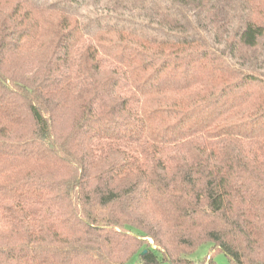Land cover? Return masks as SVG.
I'll list each match as a JSON object with an SVG mask.
<instances>
[{
    "label": "trees",
    "instance_id": "trees-1",
    "mask_svg": "<svg viewBox=\"0 0 264 264\" xmlns=\"http://www.w3.org/2000/svg\"><path fill=\"white\" fill-rule=\"evenodd\" d=\"M218 253L264 264V0H0V264Z\"/></svg>",
    "mask_w": 264,
    "mask_h": 264
},
{
    "label": "rangeland",
    "instance_id": "rangeland-1",
    "mask_svg": "<svg viewBox=\"0 0 264 264\" xmlns=\"http://www.w3.org/2000/svg\"><path fill=\"white\" fill-rule=\"evenodd\" d=\"M151 245H154L152 240H149ZM211 252V244H205L199 247L194 253L187 256L189 260H193L196 263L203 262ZM215 260L218 264H230L227 257L223 253H218L215 255ZM139 263V256L132 258L127 264H137ZM162 264H170L169 262H164Z\"/></svg>",
    "mask_w": 264,
    "mask_h": 264
},
{
    "label": "water",
    "instance_id": "water-1",
    "mask_svg": "<svg viewBox=\"0 0 264 264\" xmlns=\"http://www.w3.org/2000/svg\"><path fill=\"white\" fill-rule=\"evenodd\" d=\"M146 251H144V253H145Z\"/></svg>",
    "mask_w": 264,
    "mask_h": 264
}]
</instances>
